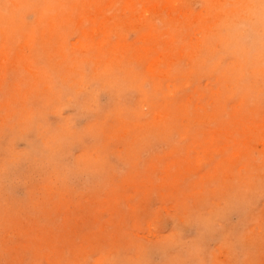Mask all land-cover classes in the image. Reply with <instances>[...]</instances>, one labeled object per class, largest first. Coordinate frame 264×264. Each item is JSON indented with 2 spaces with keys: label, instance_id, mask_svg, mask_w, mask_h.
<instances>
[{
  "label": "rangeland",
  "instance_id": "rangeland-1",
  "mask_svg": "<svg viewBox=\"0 0 264 264\" xmlns=\"http://www.w3.org/2000/svg\"><path fill=\"white\" fill-rule=\"evenodd\" d=\"M258 10L0 0V264H264V72L223 57Z\"/></svg>",
  "mask_w": 264,
  "mask_h": 264
},
{
  "label": "clouds",
  "instance_id": "clouds-1",
  "mask_svg": "<svg viewBox=\"0 0 264 264\" xmlns=\"http://www.w3.org/2000/svg\"><path fill=\"white\" fill-rule=\"evenodd\" d=\"M223 57H235L240 63L235 73L241 77L240 93L246 94L248 103L256 100L254 76L264 72V0H259V10L251 13L249 22L234 27L228 34L224 45ZM222 68L227 70L230 65L225 62Z\"/></svg>",
  "mask_w": 264,
  "mask_h": 264
}]
</instances>
